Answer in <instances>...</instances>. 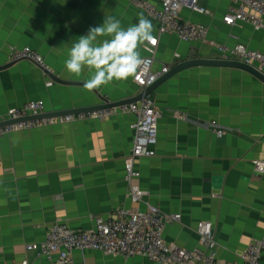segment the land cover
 I'll list each match as a JSON object with an SVG mask.
<instances>
[{
	"label": "crops",
	"instance_id": "1",
	"mask_svg": "<svg viewBox=\"0 0 264 264\" xmlns=\"http://www.w3.org/2000/svg\"><path fill=\"white\" fill-rule=\"evenodd\" d=\"M203 3L211 14L182 12L185 20L209 26V43L193 44L160 34L152 18L125 0H0V66L14 63L0 70V117L30 100L43 101L45 113H58L102 104L101 95L110 102L138 96L143 90L134 78L89 92L84 86H48L51 78L42 69L27 60H10L14 48L30 46L54 75L85 83L87 69L76 77L64 61L73 43L106 16L119 19L125 29L138 23L139 13L151 21L159 38L155 70L192 58H217L211 42L264 52V31L223 24L226 1ZM140 52L143 58L151 55L145 48ZM151 97L161 117L156 155L137 162L141 176L135 183L147 192L139 204L131 200L125 168L133 145V114L0 138V264H55L26 248L43 242L55 223L91 230L96 216L148 205L181 214L180 221L165 229L171 246L201 247L198 223L212 222L218 264L238 262L251 243L264 238V174L255 171V162L264 161V82L240 69L192 67ZM176 109L187 112L189 121L174 118ZM212 120L227 130L223 137L208 130ZM72 259L73 264H160L92 250H76Z\"/></svg>",
	"mask_w": 264,
	"mask_h": 264
},
{
	"label": "built area",
	"instance_id": "2",
	"mask_svg": "<svg viewBox=\"0 0 264 264\" xmlns=\"http://www.w3.org/2000/svg\"><path fill=\"white\" fill-rule=\"evenodd\" d=\"M125 1L152 18L157 23L160 34L176 35L186 43H209V26L204 23H194L182 17L185 9L204 15L211 14V10L204 5V0H159L158 3L149 0ZM214 1H226V8L222 15L223 24L227 26L248 24L257 31H264V0ZM158 43L159 38L156 37V43L148 45L151 51L145 48L151 55L143 58L144 63L134 78V82L142 90L154 84L173 67L165 65L161 69H154V54ZM211 46L215 49L217 58L238 61L264 72V52L243 44L228 46L211 42ZM10 60L11 62L27 60L46 74L51 71L43 56L30 46L14 48ZM53 84L51 79L47 83L48 86ZM45 108L43 101L30 100L10 110L5 117H0V138L22 130L87 120H107L117 113L133 114L135 116L132 124L133 145L125 158L126 181L130 186L131 200L136 204L143 202L147 192L135 183V180L141 176L137 162L142 157L156 155L161 117V112L151 95L137 103L111 109L51 118L25 119L44 114ZM172 115L177 120L189 121V114L180 109L174 110ZM207 128L219 137L227 133L217 120L210 121ZM255 171L258 174H264V161L255 162ZM93 220L95 227L91 230H76L65 222H57L51 226L43 242L27 244L26 248L28 251L35 252L38 257L47 258L55 264H73L72 254L76 250L100 251L107 255L124 257L142 256L160 264H218L220 262L213 224L209 221H200L196 229L201 247L188 249L169 245L164 235L167 226L181 220V214H166L157 206L148 205L144 210L137 207L122 208L107 218L96 216ZM263 254L264 238L251 243L240 254L238 262L226 264H262ZM22 264H28V261L24 260Z\"/></svg>",
	"mask_w": 264,
	"mask_h": 264
},
{
	"label": "clouds",
	"instance_id": "3",
	"mask_svg": "<svg viewBox=\"0 0 264 264\" xmlns=\"http://www.w3.org/2000/svg\"><path fill=\"white\" fill-rule=\"evenodd\" d=\"M153 25L143 13L138 14V23L126 29L114 16H106L103 23L90 27L68 50L64 67L69 74L80 77L87 69L89 77L84 88L91 92L113 81L136 78L144 63L140 49L156 43ZM104 39H98V38Z\"/></svg>",
	"mask_w": 264,
	"mask_h": 264
},
{
	"label": "water",
	"instance_id": "4",
	"mask_svg": "<svg viewBox=\"0 0 264 264\" xmlns=\"http://www.w3.org/2000/svg\"><path fill=\"white\" fill-rule=\"evenodd\" d=\"M14 63H10L5 66H0V70L8 69L11 65ZM192 67H219V68H235V69H240L244 70L262 82H264V72H261L257 70L256 68L246 65L244 63L238 62V61H233V60H223L220 58H192L190 60L181 62L171 68V70L166 73L163 77H161L159 80H157L154 84L151 86L147 87L144 89L138 96L128 98L125 100H121L119 102H110V100L105 99L102 95L99 97L101 100L104 102L99 105L95 106H90L86 108H80L76 110H67L63 112H58V113H44L40 114L37 116L25 118L27 120H32V119H42V118H51L55 116H64V115H69V114H76V113H81V112H89V111H95V110H103V109H111L115 107H121L125 105H129L132 103H137L140 100H142L144 97L152 95L153 92L160 87L162 84H164L166 81H168L171 77L174 75L182 72L183 70H186L188 68ZM51 80L55 83H60V84H65V85H75V86H84V83L81 82H72V81H64L58 76L54 75L52 72L48 73Z\"/></svg>",
	"mask_w": 264,
	"mask_h": 264
},
{
	"label": "rangeland",
	"instance_id": "5",
	"mask_svg": "<svg viewBox=\"0 0 264 264\" xmlns=\"http://www.w3.org/2000/svg\"><path fill=\"white\" fill-rule=\"evenodd\" d=\"M204 2V1H203Z\"/></svg>",
	"mask_w": 264,
	"mask_h": 264
}]
</instances>
